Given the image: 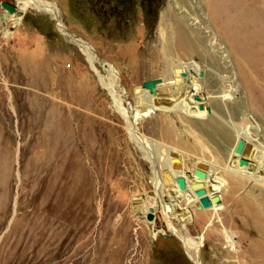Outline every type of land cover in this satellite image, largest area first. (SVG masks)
Here are the masks:
<instances>
[{
	"label": "rangeland",
	"instance_id": "obj_1",
	"mask_svg": "<svg viewBox=\"0 0 264 264\" xmlns=\"http://www.w3.org/2000/svg\"><path fill=\"white\" fill-rule=\"evenodd\" d=\"M48 1L118 70L122 105L142 136L178 152L186 169L212 167L210 178L227 187L204 183L222 196L212 209L193 206L191 180L189 197H159L154 157L133 139L79 45L40 8L0 0V14L13 12L5 25L0 15V264H193L162 208L197 263L264 264V182L246 177L249 168L243 177L229 168L240 132L248 162L264 166V0ZM177 67L193 78H178ZM156 78L173 111L153 114V98L138 96ZM177 84H198L204 109L174 99Z\"/></svg>",
	"mask_w": 264,
	"mask_h": 264
},
{
	"label": "bare ground",
	"instance_id": "obj_2",
	"mask_svg": "<svg viewBox=\"0 0 264 264\" xmlns=\"http://www.w3.org/2000/svg\"><path fill=\"white\" fill-rule=\"evenodd\" d=\"M18 3L25 4L26 6L28 5L29 7H35L36 6V7L40 8L42 11H44L45 13L50 14L53 18L57 19L59 30L65 36L71 38L74 42H76L79 45V47L81 48L83 53L86 55V57L89 60V62L92 64V66L98 72L99 78H100L103 86H105V88H107L108 91L111 93L115 106L118 109H120L121 112L124 114V116H125V118L127 120V123H128L129 131H130L133 139L136 141L138 146H140V148L144 149L145 152H147L148 154H151L150 156L152 158L154 157V159H155L154 160V166H155V168H157L156 169L157 170L156 171V180H155V191L157 192L158 196L161 197L166 192V190L169 192V194L173 195L177 199L182 197V195H184V193H185V195H187V197L190 196L189 192L194 193L188 187V185H187V190L184 191V192L180 191V189L178 187V189L180 191L179 192L176 189H174L175 187L173 186V185H175L176 182H174L170 186L168 185V183L165 182L166 178L164 176H162V174L164 173V175H165L166 171L164 170L165 172L163 171L161 173V167H163L165 169L167 168V172L168 171L172 172L175 175H182V173H184L183 167L185 165H184V162L182 161L181 155L178 152L177 153L174 152V150H173V152H170L171 148H169V146L165 145L164 143H161V142H158V141H150L149 138H146L145 136H142V134L138 131V127L136 125V118H134L133 116H130L129 114H127V109H125L123 107V105H122L121 95L123 94V92H122V86H121V83H120V80H119V77H120L119 76V72L116 73L114 68H112V66H109L108 68L105 67L104 64H103L104 60L100 59V57L97 55V53L95 51V48L90 43H88L86 40H84L83 38H81V37H79V36H77V35H75L73 33H71L67 29L66 25L64 24V20L62 18L63 16H62L61 10L57 6V4L55 2H53V1H48V0H18ZM177 3H179V1H177ZM182 14H185L186 16L193 15L191 13V11H189V10H183ZM193 20H196V19H193ZM99 65H101L103 69H101L99 67ZM196 69L199 70L198 65L194 63L192 65V70H196ZM174 71H175V74H176V76L178 78L184 77L185 79H189L190 80V78H193V76H194V74L192 75L191 73H186V69L185 68L177 67ZM184 74H185V76H184ZM186 84L187 83H185V85ZM178 86L181 87V89H177L178 91L179 90L180 91L177 92L178 95L174 96V99L176 97H179L178 99L181 100L180 101L181 104L183 106H186V107L190 106L191 103L193 105L196 104V100L193 99V95L196 94V92L198 91L199 85L195 84L194 87L192 88V90L190 88L187 89V90H184L183 86H181L179 84L176 85V88ZM193 90H195V92H193ZM143 91L145 92V94H148V96L153 98V99H151L152 101L150 100V103L148 102L149 104L147 103L148 107L152 108L151 109L152 112L156 111L157 109H162V110H166V111H173L175 109L174 108V101L172 102V100H168L167 98L166 99L165 98L161 99L160 98L161 96L159 97L158 93H157V95H155L153 97L152 92L146 90L143 87L138 89V96H140ZM227 95L228 94H226L225 96H227ZM143 97H145V96H143ZM186 97H187V99H186ZM153 100H157L158 103L157 104L153 103ZM178 103H177V105H178ZM199 103L200 102H198V104H197V111L193 110V113H197L199 111H202V110H200L198 108ZM180 107H181V105H180ZM240 136H243V134H241V132H240ZM247 146L248 145L246 144L245 149H244L242 154H236L235 151H234L235 147H234V149L231 150L230 159H229V168H230V170H233L234 172H238V173L244 170V168H240L239 167L238 160H239L240 156H245L246 158L250 157V156H248V153H247ZM155 152H157L158 155ZM177 161L180 163V168L179 169L177 168V166H178L177 165ZM248 164H250V162ZM257 166H258L257 169L253 168V170H250V172H248L249 173L248 176H246L243 173H239V174H241L242 177L246 176L248 178H254V179H256V180H258L260 182H264V166H261V164H258ZM195 167H200L201 169L205 170L208 173V177L206 179H204V180H200V179H198L196 177L191 178V177H189L187 175H184V176H186L187 180H189V181L191 180L190 185L193 182L201 181V182H203V184L204 183H209L211 185V187L214 189V191H215V189L216 190H220V189H224V188L227 187V181H226L225 178H221L218 175H214V176H212L210 178V170H212V167H207L204 163L197 164V165H195ZM246 168L247 167H245V169ZM248 171H249V169H248ZM187 183H188V181H187ZM177 186H178V184H177ZM203 187L206 189V193L208 195L211 196V195L214 194V193L213 194L210 193L209 190L205 186H203ZM195 192H196V199H195V201L193 203V206H197L199 204V197L197 196V189H195ZM144 196H145L144 194L143 195H139V197L137 198L136 202H134L135 205H137V204L139 206L142 205L140 203H143L142 201L145 200ZM187 201H188V198H187ZM187 204H189V201H188ZM159 206L161 207L160 202L157 201L156 202V210L153 207L154 210H155V215H156V213H157V211L159 209ZM193 206L191 207V209L193 208ZM188 208H189V206H186V209H188ZM162 210H163V212H164V214L166 215V218H167V224H168L167 229H170L175 235H177L178 237H180V239H182L184 241L185 248L187 250L188 255L193 260V264L194 263L195 264H200V263H197V258L192 253V250L190 248L191 246L189 245V241L186 238L185 234L180 229H178L176 227V225H174V223L171 221V219L166 214V212H165V210L163 208H162ZM153 221L154 220H152L151 222H153ZM227 234H228V237L230 238V240L232 242L236 243V239H235L236 234H234V232H232L231 230H228Z\"/></svg>",
	"mask_w": 264,
	"mask_h": 264
},
{
	"label": "water",
	"instance_id": "obj_3",
	"mask_svg": "<svg viewBox=\"0 0 264 264\" xmlns=\"http://www.w3.org/2000/svg\"><path fill=\"white\" fill-rule=\"evenodd\" d=\"M4 5L8 6L10 9L11 8V5L9 3H4ZM10 13H13L11 10H4L0 15H1V19H2V24L5 25L6 24V19L9 17V14ZM104 66L105 67H109V66H112V68H114L115 72L118 73V70L115 68V66L108 62V61H104ZM185 76V74H184ZM163 79L162 78H156V79H150V80H145L142 84L143 88H145L146 90L152 92V95L155 96L157 95V87H158V84L162 83ZM193 99L194 100H198L200 103H199V106L198 108L200 110L204 109V102L206 101V95L204 94H201V95H198V94H194L193 95ZM157 103L158 101L155 100ZM158 110V109H157ZM156 110V111H157ZM153 112V114H155V112ZM207 112H211V109L210 107L207 108ZM146 116V115H145ZM247 144V141L246 139L244 138V136H240L238 137L237 139V142H236V145H235V153L236 154H242L244 149H245V146ZM170 152H173L172 149H170ZM248 159L245 157V156H240L239 157V160H238V165L240 168H249L250 170H253V166L252 164H248ZM177 168L179 169L180 168V163L177 161ZM249 166V167H248ZM183 170L185 172L186 175H189V176H192V177H196L200 180H204L208 177V173L201 169L200 167H193L191 169H186L185 166L183 167ZM166 171V172H165ZM165 175L164 173L162 174V176H164L166 178V183H168V185H172L174 182H176L178 184V187L180 189V191L184 192L187 190V178L186 176L184 175H175L173 174L172 172H167V170H165ZM155 181V180H154ZM192 188L193 189H197V196L199 197V204L196 206V208L198 209H212L214 208L215 205H218L219 203L221 204V200H222V196H219V195H216L214 194L213 196L211 195H208L206 193V189L203 187L204 184L203 182L201 181H197V182H193L191 184ZM154 187H155V182H154ZM151 193V195H155L156 193L153 191H150L149 194ZM139 196H136L134 197V202H136L137 198ZM172 206L176 209L178 208V202L176 200H173L172 202ZM181 213H182V210H181ZM155 219V210L153 207H150L149 208V211L148 213L146 214V220L148 222L152 221ZM150 234L152 236V238L155 240L156 237L152 234V230L150 229ZM202 264V262L200 263Z\"/></svg>",
	"mask_w": 264,
	"mask_h": 264
}]
</instances>
